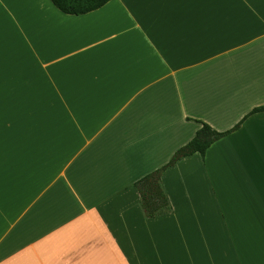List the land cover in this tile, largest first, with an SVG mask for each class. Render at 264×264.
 <instances>
[{
  "label": "crops",
  "instance_id": "0c3cea01",
  "mask_svg": "<svg viewBox=\"0 0 264 264\" xmlns=\"http://www.w3.org/2000/svg\"><path fill=\"white\" fill-rule=\"evenodd\" d=\"M263 105L264 0H0V264H264Z\"/></svg>",
  "mask_w": 264,
  "mask_h": 264
},
{
  "label": "trees",
  "instance_id": "16d2710c",
  "mask_svg": "<svg viewBox=\"0 0 264 264\" xmlns=\"http://www.w3.org/2000/svg\"><path fill=\"white\" fill-rule=\"evenodd\" d=\"M52 3L61 11L68 14H84L94 11L104 6L110 0H51ZM264 111V105L254 108L250 113ZM249 113V114H250ZM248 114V115H249ZM246 115L245 118L248 116ZM244 118V119H245ZM241 120L232 129L226 131H218L210 124L204 121L201 122V127L196 131L194 137L186 144L179 147L170 160L162 167L144 175L138 179L134 185L141 195V203L148 214L153 217L161 213L165 209H170V198L162 183L163 172L173 165H175L181 158L199 153L205 156L210 146L220 138L228 135L232 131L240 127Z\"/></svg>",
  "mask_w": 264,
  "mask_h": 264
}]
</instances>
